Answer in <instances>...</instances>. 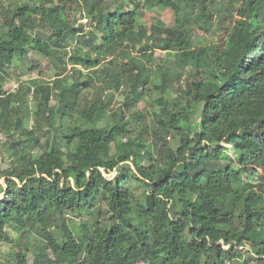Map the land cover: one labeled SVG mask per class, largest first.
I'll use <instances>...</instances> for the list:
<instances>
[{
	"label": "trees",
	"instance_id": "obj_1",
	"mask_svg": "<svg viewBox=\"0 0 264 264\" xmlns=\"http://www.w3.org/2000/svg\"><path fill=\"white\" fill-rule=\"evenodd\" d=\"M101 1L12 0L9 9L0 0L6 66L26 62L30 50L62 62L58 76L65 70L63 56L73 69L71 85L58 77L51 87L31 82L35 88L22 84L5 94L0 63V128L18 134L10 167L0 171V243H18L10 238L11 227L24 235L29 224L49 221L59 237L43 234L33 264H264V198L253 190L264 179V0H242L222 45L207 47L194 46L190 27L209 32L214 0H110L117 6L112 12ZM69 3L94 33L85 36L76 20L70 22ZM139 6L171 10L174 25L154 19L147 29ZM155 50L172 55V62L146 66ZM184 75L185 88L152 114L156 131L146 148L131 136L123 115L127 104L142 99L151 76L159 80L153 89L164 93ZM83 76H103L100 90L110 97L125 87L117 121L106 122L109 101L97 93L89 107L77 110L80 123H64L91 84L90 77L81 82ZM54 88L59 107L49 106ZM31 90L42 102L27 130L21 118L11 119L9 104L16 101V113L26 118ZM169 134L178 139L175 151L161 136ZM41 137H49L45 146ZM36 147L45 149L35 157ZM229 150L239 153L238 166ZM112 172V179L104 176ZM102 206L108 216L90 232L83 225L75 234L63 217L100 216ZM22 250L13 255L15 264H27Z\"/></svg>",
	"mask_w": 264,
	"mask_h": 264
},
{
	"label": "rangeland",
	"instance_id": "obj_2",
	"mask_svg": "<svg viewBox=\"0 0 264 264\" xmlns=\"http://www.w3.org/2000/svg\"><path fill=\"white\" fill-rule=\"evenodd\" d=\"M122 1V0H120ZM130 1V0H125ZM242 0H214V3L212 4V8L214 10L213 13V21L211 22V28L209 32H204L201 29H199L197 26H191V39L196 47H207L209 45L214 46H221L227 30L231 27L233 21L237 19L235 15V10L239 8ZM1 4L4 8H12V0H1ZM110 0H102L100 6H102L103 10H106L109 5L110 12L114 11L117 6L113 5ZM118 2V1H117ZM105 5L107 7H105ZM209 6H211L209 4ZM236 7V8H235ZM68 17L70 22H74L75 20V27L82 26L85 36L89 32H95V29L92 28V26L89 25V19L86 18L84 13L78 12L79 8L76 7V4H68ZM228 8H231V10L234 12L233 18L228 17L227 10ZM139 14V21L142 22L147 29L153 24L154 19H158L161 21V23L166 28H170L174 25L175 17L171 10H155L150 9L148 7L139 6L137 9ZM223 20V21H222ZM224 24H222V23ZM225 22V23H224ZM44 28V27H43ZM42 27H38V29L42 32H44V29ZM44 34V33H42ZM75 47H71L69 49V54L73 52V49ZM133 56L135 58V54L133 53ZM94 58V56H91ZM137 58V57H136ZM173 57L172 55L168 56L162 51L155 50L152 52V57L150 61H146V66L148 67H154L158 64L167 65L168 62H172ZM62 61L64 63L65 70L62 72L61 76H58V70L63 67L62 62H50L47 59L41 58L37 54H35L33 51H28V60L26 62L18 63L16 60H13L12 63L9 66H6L4 63L3 56H0V63L3 66L4 72L7 74L4 76V81L2 83V90L5 92V94H14L17 89L24 84L27 87L35 88V85L39 86H49L53 84V82L59 77V78H66L67 82L64 83V86L71 85V72H72V66H70V63L68 61V57L63 56ZM117 64V63H116ZM120 64V63H119ZM103 67H108L107 63L102 64ZM100 68V67H99ZM111 68V66H110ZM191 68H187V70H190ZM99 70V69H98ZM86 74L87 72L84 71ZM91 71H89V74ZM90 77L92 79L91 84L88 88H83L81 95L78 99V104L74 111H71V116H66L63 118V121L66 125H73L78 124L81 122V119L79 118L77 114V110H83L89 107L92 99L95 97L97 93H101L103 99L105 102L109 101V105L107 108V113L105 115V120L108 123H111L113 121H117L119 119V110L122 108V106L125 105V87L119 89V91H115L110 97V92L102 91L100 90L103 86V76H83L81 82L86 81L87 78ZM187 75H184L181 78V83L174 84L172 89L169 91H166L164 93L157 92L153 89V83H158L159 80L155 78V76H151V81L144 89V94L142 99L137 104H131L128 103L127 107L129 108L123 115L126 118V121L128 122L130 130H132L131 136L132 137H138L141 138L144 146L148 148V146L151 147V143L154 141L153 133L156 131V126L152 121V114L158 113L159 109L165 105V103H169L175 96L178 94L179 89L185 88V80L187 79ZM106 79V78H105ZM31 82H34L35 85L31 84ZM53 95L50 98L49 106H60L59 98L57 97V90L55 88L53 89ZM34 92L32 93V90L30 93L25 94V102L28 111L30 114L26 118L22 117L21 115H18L16 113L17 111V102L13 100L9 104V108L12 110L13 114H9L11 116V119L14 120L15 118H21L22 123L25 129L29 130L33 127L34 122V113L38 109V103L42 102L41 98L36 99L34 96ZM16 113V114H15ZM48 114V113H46ZM60 122V116L56 117V124ZM193 122L197 124L198 117L193 119ZM63 123V124H64ZM165 138L166 143L168 144V147L171 149V151H175L178 146V139L177 137L173 136L172 134L169 135H161ZM18 137V134L11 130L3 131L0 128V171L6 170L10 167V159L9 154L11 153V143L15 138ZM49 137H41V145L45 146V140ZM160 146V145H159ZM44 148L36 147L34 148L33 156H39L41 151H43ZM143 150V149H142ZM142 150H137V154H141ZM229 155L233 157V159H236L235 163L233 165L238 166L239 163V153H236L232 150H229ZM154 156H158V153L153 151ZM143 164L147 165V162H144ZM108 179H112L114 177V172L105 175ZM0 184H4V179H0ZM260 186L262 190H259L257 187ZM234 188L237 186L234 185ZM254 191H260L262 192V197L264 198V179H257L256 185L253 187ZM2 196H0L1 198ZM101 215L97 216L96 212H74V213H65L64 219L66 220V223L69 226H73L74 233L75 234H81L82 232V226L85 225L88 232H90L93 228V226L98 222L104 220L107 215V210L102 206L101 208ZM56 226L54 224H51L49 221H45L43 223H31L29 226L25 228L24 235H22V232H20V228L16 229L15 227L10 228V238L13 240H19L18 243L12 244V243H0V264H15L13 259V255L19 251V248L23 249L26 256L27 264H33L34 255L33 251H35L38 246L45 244V239L43 237V234L51 233L56 238L59 236L58 233L55 230ZM72 228V227H71ZM23 231V230H22ZM20 232V233H19ZM60 240V239H59ZM26 248V249H25Z\"/></svg>",
	"mask_w": 264,
	"mask_h": 264
}]
</instances>
